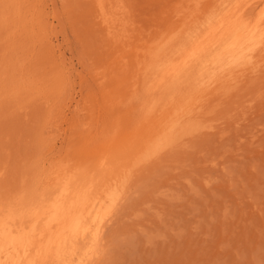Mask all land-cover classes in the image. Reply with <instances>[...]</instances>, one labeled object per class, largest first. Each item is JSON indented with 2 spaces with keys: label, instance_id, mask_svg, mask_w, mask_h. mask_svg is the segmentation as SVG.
<instances>
[{
  "label": "rangeland",
  "instance_id": "374dc122",
  "mask_svg": "<svg viewBox=\"0 0 264 264\" xmlns=\"http://www.w3.org/2000/svg\"><path fill=\"white\" fill-rule=\"evenodd\" d=\"M122 1L130 26L116 38L97 0H0V189L57 206L92 184L119 192L83 264H264V61L233 88L206 89L192 130L119 162L138 138L147 139L137 155L146 153L150 109L198 73L188 53L238 19L216 0ZM234 2L246 24L264 12V0ZM177 27L165 57L160 43ZM172 64L182 75L167 74ZM154 114L150 134L168 126L159 107Z\"/></svg>",
  "mask_w": 264,
  "mask_h": 264
},
{
  "label": "bare ground",
  "instance_id": "6f19581e",
  "mask_svg": "<svg viewBox=\"0 0 264 264\" xmlns=\"http://www.w3.org/2000/svg\"><path fill=\"white\" fill-rule=\"evenodd\" d=\"M97 2L102 12L107 32L117 38L124 27L130 26V19L125 11L123 1L97 0ZM215 4L220 7L222 5L224 7L223 10L230 9L227 13L230 12L229 18L231 20L236 19L237 16L238 19L234 23L227 19L231 24L226 27L225 33L220 34L218 32L217 36L219 35V37L216 36L213 40L214 42L211 41L208 46L204 45L205 43L198 44L199 46L195 47L192 53H188L186 60L189 58L191 62L197 63L198 73L192 75L186 72L185 78L179 77L177 88H174L176 95L173 92V88H169L170 94H172L168 101L169 104H161L164 106L154 105L150 109L149 114H147L150 123L159 124L153 118L155 115L154 111H158L159 107L162 118L166 120L164 122L167 123L168 121V126L159 129L162 131L157 134H154V132L150 134L154 124L147 123L150 138L143 146L146 153L142 156L137 155L135 148L143 144V141L147 139L138 138L135 140L136 142L133 140L134 145L129 155L126 156V153H124V157L119 162H124L125 160L126 163H132L135 159L141 160L148 153L151 152L153 154L164 144L171 143L176 139L177 135L192 130L196 125L202 123L207 109L203 110L204 106H200L202 98L205 90L214 83L224 82L227 88H233L241 81V77L237 75L238 73L244 74L248 71L250 74H256L259 71V64L264 61V56L262 55L263 59H256L255 52H257L259 45H264V12L259 11L260 16L262 15L263 17L259 16L258 20L252 25V23H244L246 20H239L240 8L233 12L236 7L234 0H216ZM211 12H213V9ZM215 13L217 14V12ZM201 15L194 16L193 20L190 18L184 21L183 26L191 20H195V23H197ZM188 25H191V23ZM179 27L169 33L170 38L166 42H163L164 39L161 41L160 45L164 43V47L160 49L162 54L169 51L171 54L175 52L173 50L175 41L173 42V40L180 29ZM221 27L222 25L220 26L219 24L217 31ZM182 28L184 29V27ZM127 31L128 29L125 30V32ZM179 33H181V29ZM176 38L178 39V37ZM176 47L174 46V48ZM258 51L260 52L261 50ZM187 62L185 61V63ZM180 67L176 64L168 66L167 74H170V77L176 74L178 76L182 75V71H179ZM207 79H211L210 83L203 88L201 82ZM183 90L186 91L182 92ZM172 112L178 113L173 121ZM107 166L106 171L108 170L111 171V174H115L120 163L112 166V163L109 162ZM115 192L114 189V191L106 194H100L99 190L92 184L87 190L77 191L78 196L75 197L76 200L72 203L68 202L57 206L55 203H47L42 200L31 202L30 205H27L25 204L26 201L23 202L21 198H18L14 190L0 189V264H45L51 260L53 262L58 260V264H83L89 252L91 250L95 252V248L99 246L106 200L113 201L114 195L117 197L119 193ZM81 239L83 240L82 243L80 242ZM80 243L83 245V249L79 247Z\"/></svg>",
  "mask_w": 264,
  "mask_h": 264
}]
</instances>
